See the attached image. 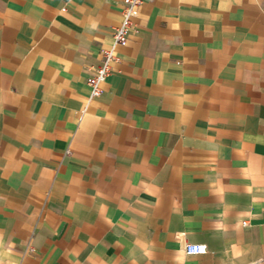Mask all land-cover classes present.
Here are the masks:
<instances>
[{"label": "crops", "instance_id": "crops-1", "mask_svg": "<svg viewBox=\"0 0 264 264\" xmlns=\"http://www.w3.org/2000/svg\"><path fill=\"white\" fill-rule=\"evenodd\" d=\"M123 9L0 0V264H264V0H142L90 99Z\"/></svg>", "mask_w": 264, "mask_h": 264}, {"label": "built area", "instance_id": "built-area-1", "mask_svg": "<svg viewBox=\"0 0 264 264\" xmlns=\"http://www.w3.org/2000/svg\"><path fill=\"white\" fill-rule=\"evenodd\" d=\"M141 2L142 0H124L123 20L111 33L113 43L109 48L102 51V63L88 68L89 77L87 79V84L91 91L90 99H95L102 95V85L111 74L112 63L120 60L116 50L117 46L126 44L128 35L134 28L133 17L137 15V8ZM243 224L246 226L247 222H243ZM184 250L185 253L189 255H202L208 252L207 245L203 243H187Z\"/></svg>", "mask_w": 264, "mask_h": 264}]
</instances>
